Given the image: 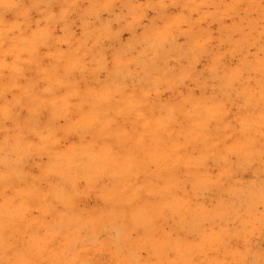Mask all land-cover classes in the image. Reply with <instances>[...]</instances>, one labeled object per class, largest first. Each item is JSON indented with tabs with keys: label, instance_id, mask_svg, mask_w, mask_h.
<instances>
[{
	"label": "clouds",
	"instance_id": "obj_1",
	"mask_svg": "<svg viewBox=\"0 0 264 264\" xmlns=\"http://www.w3.org/2000/svg\"><path fill=\"white\" fill-rule=\"evenodd\" d=\"M0 264H264V0H0Z\"/></svg>",
	"mask_w": 264,
	"mask_h": 264
},
{
	"label": "rangeland",
	"instance_id": "obj_2",
	"mask_svg": "<svg viewBox=\"0 0 264 264\" xmlns=\"http://www.w3.org/2000/svg\"><path fill=\"white\" fill-rule=\"evenodd\" d=\"M9 18H11V17H9ZM77 31H79V30L77 29ZM127 36H128V34L125 33V34H124V38H127ZM249 175H250V174H249Z\"/></svg>",
	"mask_w": 264,
	"mask_h": 264
}]
</instances>
